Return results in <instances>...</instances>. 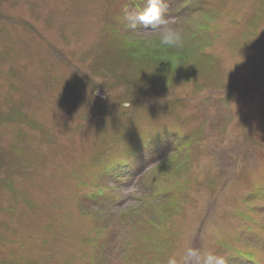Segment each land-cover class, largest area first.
I'll list each match as a JSON object with an SVG mask.
<instances>
[{"label":"rangeland","instance_id":"obj_1","mask_svg":"<svg viewBox=\"0 0 264 264\" xmlns=\"http://www.w3.org/2000/svg\"><path fill=\"white\" fill-rule=\"evenodd\" d=\"M165 2L183 50L161 49L157 33L127 24L131 35L122 43L92 47L103 0H0V171L18 177V195H25L8 202L11 211L0 209L9 222L0 227V256L21 255L13 264H117L121 256L156 264L165 243L170 254L191 245L224 255L228 264L237 255L264 264V88L229 84L248 71L255 83L264 56L255 59L253 46L241 47L243 29L229 27L218 37L205 30L218 16L215 9L198 11L199 0ZM172 56L175 64L165 59ZM156 140L171 141L172 156L185 166L179 206L148 208L167 239L146 236L123 254V242L113 250L97 231L111 227L120 241L130 240V231L116 227L140 205L133 199L124 212L130 203L121 199L149 196L147 170L167 177L166 158L151 152ZM143 155L156 159L135 183L102 176L119 160L144 162ZM0 191L6 193L1 185ZM111 193V202L99 200ZM148 228L157 231L155 224ZM83 237H90L84 246Z\"/></svg>","mask_w":264,"mask_h":264},{"label":"clouds","instance_id":"obj_2","mask_svg":"<svg viewBox=\"0 0 264 264\" xmlns=\"http://www.w3.org/2000/svg\"><path fill=\"white\" fill-rule=\"evenodd\" d=\"M168 11L165 0H147V6L142 12L125 11L124 19L127 27L135 30L138 25L158 34V47L161 49L183 50L185 40L178 29L171 26L169 19L165 18ZM145 47H152V42L144 41ZM171 64L176 63V57H166ZM166 264H228L224 255L211 251H202L191 245L186 246L182 253H173L167 256Z\"/></svg>","mask_w":264,"mask_h":264},{"label":"bare ground","instance_id":"obj_3","mask_svg":"<svg viewBox=\"0 0 264 264\" xmlns=\"http://www.w3.org/2000/svg\"><path fill=\"white\" fill-rule=\"evenodd\" d=\"M218 1L220 0H199L200 8L204 7L208 10L215 9L218 16V18H215L209 25L210 27H206L205 30L211 32L214 37H218L220 33L224 32V29H228L229 27L236 30L243 29L245 36L242 35L241 41H238V43L242 45L241 47L247 48L248 46H253L252 51L255 49L256 52L252 53V56L255 57V59L259 56H264V42L258 38L264 34V25L262 22L258 21L260 19H264V2L260 0H241V2L239 0H227L224 3H219ZM243 2H247L249 5H245ZM216 4H226L229 6L218 7ZM124 16L125 14H122L120 17L125 20ZM226 21H229L231 26L228 25ZM196 29L192 31L193 34L191 36L198 34ZM102 30L106 34H110L114 28L106 25L102 27ZM115 37H117L116 41L120 40L118 35ZM214 37L212 39H214ZM205 43L207 44L206 41ZM207 60H205L206 69L210 66V63ZM260 68L257 67L256 72H259Z\"/></svg>","mask_w":264,"mask_h":264},{"label":"trees","instance_id":"obj_4","mask_svg":"<svg viewBox=\"0 0 264 264\" xmlns=\"http://www.w3.org/2000/svg\"><path fill=\"white\" fill-rule=\"evenodd\" d=\"M124 40H121V42L120 43H122ZM123 51H124V48L122 49ZM131 55H133V54H131ZM133 56H135V55H133ZM1 220V219H0Z\"/></svg>","mask_w":264,"mask_h":264}]
</instances>
